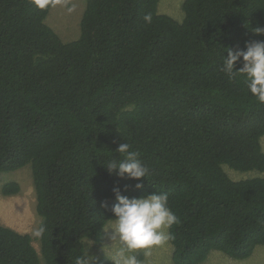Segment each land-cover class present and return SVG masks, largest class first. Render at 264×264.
I'll return each instance as SVG.
<instances>
[{
    "label": "trees",
    "instance_id": "16d2710c",
    "mask_svg": "<svg viewBox=\"0 0 264 264\" xmlns=\"http://www.w3.org/2000/svg\"><path fill=\"white\" fill-rule=\"evenodd\" d=\"M57 1L0 0V173L31 165L41 218L39 251L0 224V264H75L113 218L114 187L129 198L168 193L173 264L211 251L243 260L264 246V177L223 168L264 172V103L221 70L226 49L264 41L253 31L264 28V0H184L181 21L158 0H86L67 42L45 21ZM124 142L146 178L102 164L122 159Z\"/></svg>",
    "mask_w": 264,
    "mask_h": 264
},
{
    "label": "clouds",
    "instance_id": "9594fccd",
    "mask_svg": "<svg viewBox=\"0 0 264 264\" xmlns=\"http://www.w3.org/2000/svg\"><path fill=\"white\" fill-rule=\"evenodd\" d=\"M35 2L36 6L43 8L47 0ZM143 20L151 23L152 17L145 14ZM253 31L257 34L264 33V28ZM226 51L227 56L223 59L221 70L229 77L242 75L248 92L258 102L264 103V41L246 42L244 49L233 51L229 48ZM237 63L241 65L239 69H236ZM115 151L122 159L112 158L102 163L109 174L114 173L118 178L136 181L146 178L148 168L142 163L139 151L130 150V145L125 142ZM134 187L139 190L143 184L136 183ZM112 192L116 200L110 209L113 218L109 219L108 225L102 227L106 233L111 230L109 239L112 243L105 245L102 251L112 264H140L135 255L136 250L171 240L173 237L168 229L178 224L179 220L168 207L167 192H153L132 198L122 195L119 187H114ZM114 243L116 247H113ZM95 260L96 257L89 255L86 249L84 254L75 258V264H95Z\"/></svg>",
    "mask_w": 264,
    "mask_h": 264
},
{
    "label": "rangeland",
    "instance_id": "374dc122",
    "mask_svg": "<svg viewBox=\"0 0 264 264\" xmlns=\"http://www.w3.org/2000/svg\"><path fill=\"white\" fill-rule=\"evenodd\" d=\"M183 1L158 0V10L160 13L168 14L181 21L184 16L181 7ZM85 2L86 0H60L51 5L45 21L63 41L67 42L78 38ZM260 143L264 151V136L261 137ZM223 168L229 177L235 180L254 176L264 177V172L256 170L236 171L227 165H224ZM11 181L19 184V190L14 194H3L1 191L2 186ZM40 220L41 218L36 211V193L31 165L27 164L14 171L0 173V224L20 233L31 235L32 243L39 251L37 232H39ZM110 234L111 230L107 233L103 231L100 242L94 239H86L85 247L88 254L95 257L100 254L104 255L102 248L112 243L109 239ZM116 246L114 243L113 247ZM171 254L172 246L169 241L160 245L150 246L147 249H138L135 252L140 264H173ZM201 264H264V246H257L252 255L243 260L230 258L220 251H211Z\"/></svg>",
    "mask_w": 264,
    "mask_h": 264
}]
</instances>
